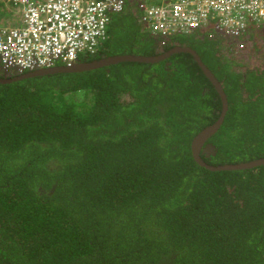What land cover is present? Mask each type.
<instances>
[{"label": "trees", "instance_id": "1", "mask_svg": "<svg viewBox=\"0 0 264 264\" xmlns=\"http://www.w3.org/2000/svg\"><path fill=\"white\" fill-rule=\"evenodd\" d=\"M138 14L127 4L81 62L190 47L227 99L202 160L264 158V41L229 53L251 49L253 25L161 38ZM220 110L186 52L0 84V264H264V165L211 172L191 155Z\"/></svg>", "mask_w": 264, "mask_h": 264}, {"label": "built area", "instance_id": "2", "mask_svg": "<svg viewBox=\"0 0 264 264\" xmlns=\"http://www.w3.org/2000/svg\"><path fill=\"white\" fill-rule=\"evenodd\" d=\"M1 1L4 0H0ZM21 25H0V66L19 73L72 65L93 54L106 39L114 16L127 4L153 34H189L210 27L212 34L237 38L250 24L264 34V0H5ZM164 42H161L163 45Z\"/></svg>", "mask_w": 264, "mask_h": 264}, {"label": "water", "instance_id": "3", "mask_svg": "<svg viewBox=\"0 0 264 264\" xmlns=\"http://www.w3.org/2000/svg\"><path fill=\"white\" fill-rule=\"evenodd\" d=\"M179 52H186L189 53L199 68L202 70L205 77L211 82L214 89L216 90L220 103H221V110L219 113V117L216 119V121L207 127L200 130L191 140L190 142V151L193 160L201 167L211 171V172H217V171H236V170H247L252 169L261 165H264V158L255 159L248 162H240V163H234V164H223L219 166H211L206 164L201 156V147H203V153L206 152L205 156L208 157L210 155L216 154V148L214 145L208 142L209 138L215 134V132L220 128L224 115L227 109V99L226 95L223 91L222 85L217 80V78L212 74V72L204 65V63L200 60L199 56L196 54L194 50H192L189 47H181L176 46L170 51H168L164 56H133V55H120V56H109L106 58H101L99 60H94L91 62H82V63H74L71 66H57V67H51V68H44V69H38L34 71H30L27 73H24L22 75H15L12 79H3L0 78V84H7L13 81L27 79V78H35L45 75H51L54 73H62V72H84L92 69H99L101 67H107L109 65L117 64L119 62H125V61H131V62H145V63H156L160 60H163L164 58L175 54ZM169 65V63L167 64ZM208 142V143H207ZM207 143V144H205Z\"/></svg>", "mask_w": 264, "mask_h": 264}, {"label": "clouds", "instance_id": "4", "mask_svg": "<svg viewBox=\"0 0 264 264\" xmlns=\"http://www.w3.org/2000/svg\"><path fill=\"white\" fill-rule=\"evenodd\" d=\"M5 3V0L4 1H1V3H0V7H1V5H4L5 7L6 6H8V5H6V4H4ZM7 9H8V7H6V9H5V11H3L1 14H0V17L1 16H7ZM115 17V16H114ZM113 17V18H114ZM113 20V19H112ZM111 20V21H112ZM111 23V22H110ZM1 25V24H0ZM253 25V28H259L260 30H262L259 26H257V25H254V24H252ZM150 31V30H149ZM263 31V30H262ZM152 33V32H151ZM153 34V33H152ZM154 36H157V35H155V34H153ZM260 35H262V37L264 38V34L262 33V34H260ZM222 37L221 35H218V34H212V35H209V37ZM107 37H108V32H107ZM107 37H106V39L100 44V46L98 47V50H96L93 54H87V53H85V54H80V55H78V57H77V59L75 60V62L74 63H77V62H79V63H82L81 62V60H82V58H84V57H94V56H96L97 55V53L99 54L100 53V51H102V46L104 45V43L107 41ZM162 38V37H161ZM223 38V37H222ZM224 39V38H223ZM161 42H164V44L163 45H161ZM170 45V43H168L167 41H165V40H163V41H160L159 42V46L162 48V47H167V46H169ZM174 47H176V46H174ZM174 47H172L171 49H173ZM186 47H188V46H186ZM190 48V47H189ZM170 49V50H171ZM170 50H167V51H165L164 53H162V54H158V55H154V56H164L168 51H170ZM180 53V52H179ZM176 54V53H175ZM173 55V54H172ZM171 56V55H170ZM170 56H168V57H166V58H169ZM145 57H147V56H145ZM104 58H106V57H104ZM165 59V58H164ZM163 59V60H164ZM99 60V59H98ZM94 61V60H93ZM160 61H162V60H160ZM159 62V61H158ZM73 63V64H74ZM142 63H145V62H142ZM72 64V65H73ZM169 64H170V62H169ZM57 66H64V65H62V64H60V63H57V65L55 66V67H57ZM71 66V65H70ZM66 67H68V66H66ZM1 68H2V66H0V71H1ZM4 69V68H3ZM8 71H12L14 74L13 75H22V74H24V73H27V72H24V73H19L17 70H15V69H8ZM34 71V70H33ZM2 72V71H1ZM28 72H30V71H28Z\"/></svg>", "mask_w": 264, "mask_h": 264}, {"label": "rangeland", "instance_id": "5", "mask_svg": "<svg viewBox=\"0 0 264 264\" xmlns=\"http://www.w3.org/2000/svg\"><path fill=\"white\" fill-rule=\"evenodd\" d=\"M4 8H5V6H4V5H1L0 9H4ZM7 17H14L15 20L17 21V24L13 25V24H10V23H8V22H2L1 25L5 26V27H18V26L21 25V14H20L19 11H17V9H14V8H11V7L8 8V9H7ZM0 18H1V17H0ZM2 18H3V17H2ZM241 46H242V44H240V47H241ZM227 47H228V46H227ZM243 47H246V45H245V46L243 45ZM241 48H242V47H241ZM261 48H264V47L262 46ZM261 48H260V49H261ZM253 49H254V45H253V44H252L251 49H250V46L247 45V47H246L245 50L242 48V51L239 52L240 49H238V46H237V47L233 48V50L231 49L232 51H230L229 53H231L230 55H231L232 57H234L235 59H238V60L243 61V60L245 59L246 52H248V51H250V50H253ZM263 56H264V55H263Z\"/></svg>", "mask_w": 264, "mask_h": 264}, {"label": "crops", "instance_id": "6", "mask_svg": "<svg viewBox=\"0 0 264 264\" xmlns=\"http://www.w3.org/2000/svg\"><path fill=\"white\" fill-rule=\"evenodd\" d=\"M6 7L4 9H0V14L5 11ZM3 17V18H2ZM2 22H8L10 24H17V21L15 20L14 17H7V16H1L0 18V24H2ZM263 31L260 30L259 28H252L250 30V32L248 33V37H247V41H250L251 44H259V43H262L264 41V38L262 37V34ZM260 53H264V49L263 51L260 50Z\"/></svg>", "mask_w": 264, "mask_h": 264}, {"label": "flooded vegetation", "instance_id": "7", "mask_svg": "<svg viewBox=\"0 0 264 264\" xmlns=\"http://www.w3.org/2000/svg\"><path fill=\"white\" fill-rule=\"evenodd\" d=\"M42 69H44V68H42ZM38 70V69H37ZM2 71V72H1ZM1 71H0V76L2 75L3 77H4V75H6V76H10V75H13L14 73L12 72V71H8V69H3V68H1ZM51 75H53V74H51ZM208 143V142H207ZM207 143H205V144H207ZM203 147H205L204 145L201 147V153H200V155L201 154H203L204 156H205V154H206V152L205 153H203L202 151H203ZM212 158V157H211ZM237 163H240V162H237Z\"/></svg>", "mask_w": 264, "mask_h": 264}]
</instances>
